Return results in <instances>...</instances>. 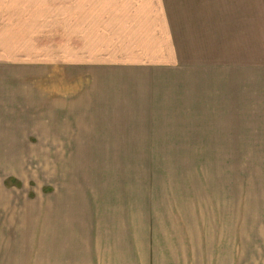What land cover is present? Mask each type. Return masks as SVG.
I'll return each instance as SVG.
<instances>
[{
	"label": "rangeland",
	"instance_id": "rangeland-1",
	"mask_svg": "<svg viewBox=\"0 0 264 264\" xmlns=\"http://www.w3.org/2000/svg\"><path fill=\"white\" fill-rule=\"evenodd\" d=\"M171 12L172 26L118 25L109 44L132 49L20 51L114 64L109 92L127 111L75 144H60L71 138L53 130L6 139L0 129V264H35L56 236L67 240L55 218L87 209L69 211L76 200L63 193L102 185L107 203H93L92 214L120 201L118 216L165 218L166 201L175 217L204 218L205 228L236 218L250 232L243 243L238 232V264H261L264 0H174Z\"/></svg>",
	"mask_w": 264,
	"mask_h": 264
},
{
	"label": "crops",
	"instance_id": "crops-1",
	"mask_svg": "<svg viewBox=\"0 0 264 264\" xmlns=\"http://www.w3.org/2000/svg\"><path fill=\"white\" fill-rule=\"evenodd\" d=\"M173 1L0 0V129L8 130L1 137L20 138L35 135L30 130H53V137L71 138L60 144H75L79 132L102 128L108 114L114 118V114L125 113L120 107L123 98L114 101L109 92L114 64H74L60 56L45 57L43 51H20L132 49L138 45H130L131 41L109 44L113 35L116 37L117 26L137 28L161 25L162 21L172 26ZM10 50H17L18 55L13 56ZM113 80L123 81L124 75ZM115 90L123 92V88ZM107 193L103 185L101 190L82 195L66 190L63 194L76 200L69 211L86 206V214L55 218L59 225L55 232H64L69 238L57 239L55 233L50 249L38 250L35 264H238V232L244 237L239 243L248 240L245 237L250 232L238 229L236 218L223 219L218 224L222 227L205 228L204 218L202 222L191 218L190 223L188 217H175L166 201L165 218L118 216L120 201L111 209L100 205V213L92 214L93 203H107L102 200ZM261 242L260 263L264 264V239Z\"/></svg>",
	"mask_w": 264,
	"mask_h": 264
}]
</instances>
